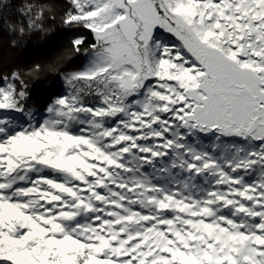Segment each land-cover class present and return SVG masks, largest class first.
<instances>
[{"label":"snow or ice","instance_id":"6c2138e0","mask_svg":"<svg viewBox=\"0 0 264 264\" xmlns=\"http://www.w3.org/2000/svg\"><path fill=\"white\" fill-rule=\"evenodd\" d=\"M58 7L91 36L66 94L41 119L40 65L0 73V264H264V0H0V29Z\"/></svg>","mask_w":264,"mask_h":264},{"label":"trees","instance_id":"16d2710c","mask_svg":"<svg viewBox=\"0 0 264 264\" xmlns=\"http://www.w3.org/2000/svg\"><path fill=\"white\" fill-rule=\"evenodd\" d=\"M23 3V0H12ZM62 4L63 0H57ZM16 7L6 10L4 15L18 20ZM63 8L56 9L55 22L46 21L45 30L26 34L23 38L0 29V73L21 71L28 73L36 65L41 71L28 78L29 106L37 113H45L47 105L57 96L67 91L63 76L68 72L81 70L87 62L81 52H71V41L77 35L91 36L85 30L66 28L60 19ZM15 40V45L12 41Z\"/></svg>","mask_w":264,"mask_h":264},{"label":"rangeland","instance_id":"374dc122","mask_svg":"<svg viewBox=\"0 0 264 264\" xmlns=\"http://www.w3.org/2000/svg\"><path fill=\"white\" fill-rule=\"evenodd\" d=\"M87 63V62H86ZM67 91H64L62 94H66ZM46 115V113H38V118H43Z\"/></svg>","mask_w":264,"mask_h":264}]
</instances>
